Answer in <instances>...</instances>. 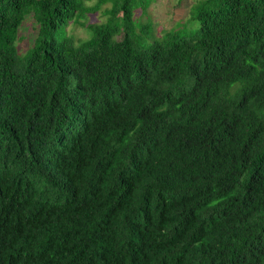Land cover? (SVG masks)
<instances>
[{
    "label": "trees",
    "instance_id": "obj_1",
    "mask_svg": "<svg viewBox=\"0 0 264 264\" xmlns=\"http://www.w3.org/2000/svg\"><path fill=\"white\" fill-rule=\"evenodd\" d=\"M148 3L0 0V264H264V0Z\"/></svg>",
    "mask_w": 264,
    "mask_h": 264
},
{
    "label": "rangeland",
    "instance_id": "obj_2",
    "mask_svg": "<svg viewBox=\"0 0 264 264\" xmlns=\"http://www.w3.org/2000/svg\"><path fill=\"white\" fill-rule=\"evenodd\" d=\"M149 2L144 9V14L140 8L136 9L135 16L142 21H146L147 16L150 17L153 27L154 35L159 36L162 30H168L179 21H184L189 18L190 7L196 0H142ZM91 4V2L89 3ZM104 6V5H103ZM103 6L87 15L88 21L101 22L104 21L105 16L102 14ZM31 17H27L25 23L20 27L22 39L18 41L20 51H24L29 46L35 36L36 27ZM68 31L74 35L76 39H84L88 36L86 28L81 25L69 23Z\"/></svg>",
    "mask_w": 264,
    "mask_h": 264
}]
</instances>
